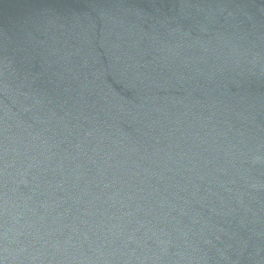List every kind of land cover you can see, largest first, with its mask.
Wrapping results in <instances>:
<instances>
[{"label": "water", "instance_id": "obj_1", "mask_svg": "<svg viewBox=\"0 0 264 264\" xmlns=\"http://www.w3.org/2000/svg\"><path fill=\"white\" fill-rule=\"evenodd\" d=\"M0 264H264V0H0Z\"/></svg>", "mask_w": 264, "mask_h": 264}]
</instances>
